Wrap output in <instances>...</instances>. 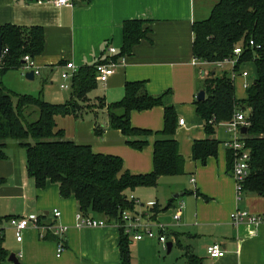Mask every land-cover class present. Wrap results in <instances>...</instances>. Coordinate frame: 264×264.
<instances>
[{
    "label": "crops",
    "instance_id": "obj_1",
    "mask_svg": "<svg viewBox=\"0 0 264 264\" xmlns=\"http://www.w3.org/2000/svg\"><path fill=\"white\" fill-rule=\"evenodd\" d=\"M218 1L74 0L73 6H67L58 5L55 0H0V27L6 24L39 26L45 33L44 48L34 57L40 75L29 79L23 75L20 65L3 71L0 57V82L15 92L11 86L35 84L36 76H41L40 95L48 102L52 98L56 101L65 98L59 92L64 90L61 88L64 64L73 62L80 69L112 59L124 45L123 24L127 20L143 19L145 27L150 29L131 54L118 61L108 81L99 83L88 96L94 105L99 98L107 103L117 102L124 98L128 81H145L152 95L169 91L166 100L175 106L178 114L175 138L185 158L184 172L161 175L156 185L140 186L133 192L138 211L169 227L165 234L173 244L172 249L165 251L155 238L132 239L131 264H264V222L241 226L231 222L236 208L263 215L264 194L248 190L241 201L237 200L236 182L225 145L233 135L221 124L209 136L195 104L196 95L202 90L200 81L209 67L194 64L193 26L196 21L208 18ZM110 47H115L116 53L112 54ZM251 73L255 79L254 63L246 62L234 76L240 100L247 98L246 79ZM57 76L61 79L60 89L56 88ZM22 95L30 94L22 92ZM182 118L184 124L180 123ZM98 123L105 127L101 136L96 135ZM131 123L159 132L165 126L164 107L133 111ZM56 124L57 129L64 130L65 139L90 145L97 153L120 156L131 172L153 170V145L159 136L151 134L143 149L132 147L122 131L109 127L106 110L85 109L79 117L58 115ZM207 138L218 140L219 148L216 156L203 163L193 158V144L195 140ZM0 178L4 181L0 186V217L5 227L10 217L24 214H44L49 220L54 208L62 211L61 222L70 226L65 235L66 249L60 255L57 241L41 238L35 229H28L22 241L16 239L12 228L5 229L4 245L10 255L15 253L21 264H123L119 229L114 225L76 226L79 212L76 198H62L57 183L48 182L45 188H37L28 174L24 147L14 142L8 144L5 158H0ZM177 193L180 196L175 198ZM181 205V220L176 222L173 215ZM215 242L221 243L225 256L216 259L209 256L208 246ZM2 264L16 263L8 258Z\"/></svg>",
    "mask_w": 264,
    "mask_h": 264
},
{
    "label": "trees",
    "instance_id": "obj_2",
    "mask_svg": "<svg viewBox=\"0 0 264 264\" xmlns=\"http://www.w3.org/2000/svg\"><path fill=\"white\" fill-rule=\"evenodd\" d=\"M145 24L143 19L124 22V45L113 60L118 62L131 54L133 47L147 37L150 29ZM193 30L194 56L206 61L208 64L203 66L209 67L202 86L206 98L195 100L197 114L204 120L205 130L211 136L219 125L231 122L237 112L249 111L246 114L248 131L244 136L251 153V175L244 190L264 194V0H219L208 18L194 23ZM0 37L3 38V51L8 48L1 56L3 71L22 66L26 54L34 58L45 44L44 29L39 26L6 24L0 27ZM250 41H254V45ZM239 46L242 53L234 69L215 64L234 56L235 48ZM108 61L81 67L72 79L71 98L66 103H51L41 95L19 96L0 82V158H5L10 142L24 147L28 174L37 188H45L48 182L57 183L60 196L75 197L80 212L105 217L109 222H120L123 211H137V202L131 196L138 187L156 185L161 175L183 173L185 158L175 138L179 118L175 106L166 100L169 91L152 95L147 91L145 81H128L122 100L107 103L104 98H99L97 106L107 111L109 127L122 131L132 147L143 149L151 134L159 136L153 145L151 172H131L122 157L97 153L90 145L65 139L64 130L57 129L56 116L72 114L79 117L83 110H89V93L99 84L97 65ZM246 62L254 63L257 75L247 87V98L240 100L236 95L234 74ZM157 106L164 107L163 130L153 133L133 126V111L142 112ZM104 130L105 127L98 123L96 135L101 136ZM218 148L216 139L195 140L193 158L204 163L217 155ZM228 150L232 169L234 152ZM3 182L0 178V186ZM41 219L46 220V215ZM119 233L122 262L131 264L129 244L132 239L123 229H119ZM58 238L51 233L46 235V239ZM9 255L4 245V231L0 230V264L7 261Z\"/></svg>",
    "mask_w": 264,
    "mask_h": 264
},
{
    "label": "built area",
    "instance_id": "obj_3",
    "mask_svg": "<svg viewBox=\"0 0 264 264\" xmlns=\"http://www.w3.org/2000/svg\"><path fill=\"white\" fill-rule=\"evenodd\" d=\"M58 5H67L73 6L74 0H55ZM251 45H254V41H250ZM109 51L114 54L116 53L115 47H110ZM8 52V48H6L3 53ZM235 55L229 58H226L223 61L215 63L219 67H230L234 69L237 65L239 57L242 53V48H235ZM194 64L198 65H207L206 61H201L197 58L194 59ZM118 66V62L110 59L108 62L99 63L97 65V81L99 83H106L108 79L115 73L116 67ZM64 69L61 73V77L63 82L61 83L62 89H71L72 79L75 74L78 72L79 68L73 63L68 62L63 65ZM23 75H27V73L31 70L34 71V75H40V67L37 65L35 59L26 54L23 58ZM235 74H237L235 72ZM234 74V76H235ZM249 83L246 84L248 87ZM185 119H180V123L184 124ZM228 127V130L232 133L233 137L231 140L226 141L225 145L228 149L234 152V162L232 168V175L236 182V196L237 200L241 201L245 194L244 184L246 180L251 175V153L247 148L245 141V134L242 133L241 129L243 126L249 125V122L246 119V113L243 111L237 112L234 115V118L231 122L225 124ZM131 198L138 202L134 196ZM183 205L174 213L173 218L176 222L181 220L180 209H182ZM44 214H24L19 216H12L8 219V227L12 228L15 232L16 239L18 241H22L24 238V234L28 229H35L39 231L41 238L46 239L47 233H51L57 237H59L57 241V251L58 255L65 251L66 245V233L69 230L70 226L61 222L62 211L59 208H54L52 211L51 219L43 220L41 217ZM76 226L79 227H107L109 225H114L118 229H123L125 233L129 234L131 239L133 240H143L145 238H155L157 239L163 246L165 250H168V239L165 234L167 229L169 228L166 224L157 221L151 218L149 215L141 212V211H132L125 210L122 213V221L117 222H109L107 218L100 216H89L85 215L82 212H78ZM231 222L236 226H241L244 224L247 225H259L264 222V214H254L247 209H239L236 208L231 214ZM8 227L5 225H0V230L5 231ZM208 254L211 258H221L225 256L226 251L219 242H215L208 246Z\"/></svg>",
    "mask_w": 264,
    "mask_h": 264
},
{
    "label": "rangeland",
    "instance_id": "obj_4",
    "mask_svg": "<svg viewBox=\"0 0 264 264\" xmlns=\"http://www.w3.org/2000/svg\"><path fill=\"white\" fill-rule=\"evenodd\" d=\"M21 74V73H20ZM252 75L250 76V77H247V81H248V83H251V82H253L254 81V75L255 74H253V73H251ZM42 76H44V75H42ZM23 77V76H22ZM25 80L27 79L25 76L23 77ZM60 81H61V79H60V77L59 76H57V78H56V88L57 89H60L59 88V84H60ZM43 81H42V77L41 76H36V79H35V84H31V85H27V86H20L18 83H16L14 86H11L10 88H12V90H14L15 91V93H17L19 96L20 95H22V92L24 93V94H30V95H32V96H35V97H38V96H40V94H41V92H42V86H41V83H42ZM200 85L201 86H203V79H201V81H200ZM16 86V87H15ZM26 88V89H25ZM245 89V88H244ZM20 91V92H19ZM201 91V90H200ZM59 92H60V96H65V98L63 99V101L66 103L67 101L66 100H68L69 99V97L71 96V93H72V90L71 89H64V90H59ZM199 93V92H198ZM197 93V94H198ZM244 95L243 96H245V91H244V93H243ZM196 97H197V95H196ZM52 98V97H51ZM52 102L51 103H59V102H63V101H56L55 99H53L52 98ZM63 102V103H64ZM95 104V103H94ZM94 104H92V103H90V102H88V108L90 109V110H100V108L97 106L98 105V103H96V105H94ZM82 105H83V102H82ZM29 111H31V110H29ZM62 118V117H61ZM65 124H68V123H66L65 122ZM165 251H167V250H165Z\"/></svg>",
    "mask_w": 264,
    "mask_h": 264
},
{
    "label": "water",
    "instance_id": "obj_5",
    "mask_svg": "<svg viewBox=\"0 0 264 264\" xmlns=\"http://www.w3.org/2000/svg\"><path fill=\"white\" fill-rule=\"evenodd\" d=\"M2 54H3V38L0 37V57L2 56ZM34 77H35V76H34V71H33V70H31V71H29V72L27 73V78H29V79H33ZM205 98H206V92H205V90L202 89V90L199 91V93L197 94V100L202 101V100H204ZM248 113H249V111L246 110V114H248ZM241 131H242L243 134H246L247 131H248L247 126H243L242 129H241ZM179 196H180L179 193H177V194L174 195L175 198H178ZM172 245H173V244H172L171 242H168V243H167V246H168V252L171 251V249H172ZM9 260L15 262L16 264H21L20 261H19V259H18L17 256L15 255V253H12V254L10 255Z\"/></svg>",
    "mask_w": 264,
    "mask_h": 264
}]
</instances>
